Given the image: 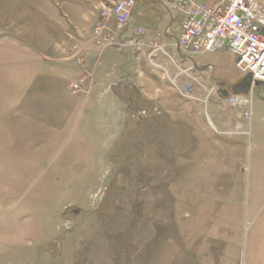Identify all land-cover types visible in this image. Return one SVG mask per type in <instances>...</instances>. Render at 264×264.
<instances>
[{"label":"rangeland","instance_id":"374dc122","mask_svg":"<svg viewBox=\"0 0 264 264\" xmlns=\"http://www.w3.org/2000/svg\"><path fill=\"white\" fill-rule=\"evenodd\" d=\"M40 5L0 0V264H264V84L236 110L217 89L205 107L168 89L157 111L132 90L105 139L44 113L63 90L36 80ZM192 63L214 67L203 87L245 76L225 49Z\"/></svg>","mask_w":264,"mask_h":264},{"label":"crops","instance_id":"0c3cea01","mask_svg":"<svg viewBox=\"0 0 264 264\" xmlns=\"http://www.w3.org/2000/svg\"><path fill=\"white\" fill-rule=\"evenodd\" d=\"M116 1L120 0H35L41 3L35 13V45L28 43L38 53H43L45 58L49 57L50 61L37 63L41 71H37L39 75L36 74V80L41 78L45 84L46 80L50 79L57 83V88L63 90L57 94V107H52L50 111L45 108L44 113L65 115L67 119H71L72 124L78 123L79 128L88 130L93 118L95 135L102 131L105 139L109 136L108 133L111 135L112 129L119 122L117 115L124 110V100L121 96L126 95L129 99L132 90H136L138 98L136 97L135 101L137 102L139 95L147 96L155 104L153 110L157 111V106L167 108L168 89L181 92L187 85H191L194 99L185 98L195 105L204 104L205 107L206 91L193 83L190 77L195 76L194 78L202 84L203 76L214 71V67L209 64L206 67H201L198 63L193 64L196 55L188 56L178 52L172 41L178 36L179 16L169 5L160 3V0H129L133 3V9L126 35H131L136 28L143 32L145 46L140 47V51L119 52L113 46H98L94 42V30L102 22V10ZM202 1L208 5L212 3V0ZM111 26L116 30L112 21ZM154 37L164 53L158 52L155 58H149L148 42ZM233 61L235 62L234 57ZM196 75H200L201 80ZM76 77L84 79L83 87L88 93H80L82 95L70 98L67 87ZM120 80L126 83L117 86L116 83ZM241 80L236 79L235 84L245 85ZM233 82L234 80L224 83L233 86ZM208 85L211 87H207ZM208 85L206 89H214L209 95L213 99L215 89L219 90L218 94L223 98L232 95V86H218L213 81H209ZM201 111L199 115L203 118ZM234 112L233 110L232 113ZM147 115L153 123L149 125L156 127L157 119L153 117L155 115L152 109ZM178 116H182V122L187 129H190L196 120V117H192L191 112L187 111L179 112ZM221 121L216 120L220 126L223 124ZM230 121L232 122L231 119ZM42 127H47V124L42 123ZM82 144L91 145L90 142Z\"/></svg>","mask_w":264,"mask_h":264},{"label":"built area","instance_id":"2783aa9c","mask_svg":"<svg viewBox=\"0 0 264 264\" xmlns=\"http://www.w3.org/2000/svg\"><path fill=\"white\" fill-rule=\"evenodd\" d=\"M160 3L169 5L179 16L178 36L172 41L179 53L199 56L225 49L235 58V68L251 76L252 84L264 83V0H212L210 5L202 0H160ZM132 9L133 3L129 0L116 1L103 9L102 22L94 30V42L98 46H113L119 52L140 51L145 46L143 32L136 28L131 35H126ZM111 21L116 30L112 29ZM148 49L149 58H155L158 52L164 53L155 37L149 40ZM190 79L206 91V103L214 89H206L195 78ZM83 84V78L75 80L70 84V93L78 94ZM192 92V86L187 85L180 94L194 99ZM225 99L239 109L250 105L243 95H229Z\"/></svg>","mask_w":264,"mask_h":264},{"label":"water","instance_id":"95a60500","mask_svg":"<svg viewBox=\"0 0 264 264\" xmlns=\"http://www.w3.org/2000/svg\"><path fill=\"white\" fill-rule=\"evenodd\" d=\"M241 82H244L245 85L239 86L238 84H235V85H233L230 88V93L232 95H235V96H238V95L246 96V95H248V93L250 91V88L254 85V84H252L251 76L249 74L245 75L242 78ZM225 94H227V93H225Z\"/></svg>","mask_w":264,"mask_h":264}]
</instances>
